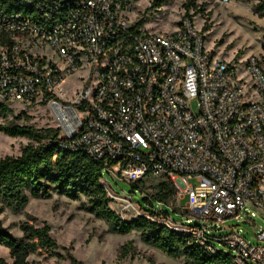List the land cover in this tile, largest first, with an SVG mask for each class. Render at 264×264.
I'll return each mask as SVG.
<instances>
[{"label":"built area","instance_id":"2783aa9c","mask_svg":"<svg viewBox=\"0 0 264 264\" xmlns=\"http://www.w3.org/2000/svg\"><path fill=\"white\" fill-rule=\"evenodd\" d=\"M152 1L0 0V103L46 104L59 148L103 163L129 185L169 181L184 219L156 220L103 175L122 221L146 217L211 255L219 242L233 264H264L262 226L259 244L237 228L211 235L244 215L264 225V55L234 66L237 58L206 47L189 17L174 31H147L139 14ZM75 75L68 98L61 89ZM152 210L166 209L155 202Z\"/></svg>","mask_w":264,"mask_h":264},{"label":"rangeland","instance_id":"374dc122","mask_svg":"<svg viewBox=\"0 0 264 264\" xmlns=\"http://www.w3.org/2000/svg\"><path fill=\"white\" fill-rule=\"evenodd\" d=\"M261 2L264 0H231L229 4L223 5L214 0H166L158 9L149 7L141 12L139 20H144L143 27L147 31L169 32L178 28L180 20L191 17L196 28L205 35L206 47L229 61L237 58L234 66L239 67L251 56L264 55V13L257 10ZM145 6L147 5H138V8L143 10ZM77 76L66 80L62 86L61 91L68 98L74 93ZM8 107L11 113L0 114V127L24 125L37 130L57 128L53 114L46 104H11ZM17 117L21 119L18 120ZM29 143L26 138H10L0 132V157H18ZM103 175L115 194L131 197L135 203H142L140 192L123 182L116 170L105 171ZM145 184L143 192L153 194L154 191L149 186L157 184L149 179ZM164 207L171 221H184L181 210L174 212L172 208ZM0 211V229L17 240H21V226L26 222L38 228H50L51 237L60 247L58 255H31L29 264H71L69 254L84 264H184L183 259L169 258L143 243L136 231L125 236L116 234L107 222L96 218L89 211L85 197L74 201L54 192L49 199L30 198L26 208L19 213L3 208L1 204ZM248 217L251 216L244 215L240 223L229 220L225 225L218 226L211 235L221 237L237 228L242 230L251 243L259 244L255 234L260 226L264 229L263 221L258 217L252 218V224H244ZM213 243L219 251L229 253L219 242ZM123 248L127 251L125 257L122 256ZM0 258L9 264L13 263L10 252L3 247H0Z\"/></svg>","mask_w":264,"mask_h":264},{"label":"trees","instance_id":"16d2710c","mask_svg":"<svg viewBox=\"0 0 264 264\" xmlns=\"http://www.w3.org/2000/svg\"><path fill=\"white\" fill-rule=\"evenodd\" d=\"M165 2L166 0H153L150 9H158ZM257 10L264 13V2L257 6ZM143 23L144 20L141 25ZM48 97L51 98L50 95ZM10 113L8 105L0 103V114ZM0 132L10 138H26L30 141L20 156L0 157V204L3 208L19 213L26 208L30 198L49 199L54 192L74 201L85 197L89 211L96 218L107 222L116 234L125 236L136 231L143 243L161 251L169 258L183 259L184 264H233L229 253L219 251L216 255H211L196 246L190 237L180 235L146 217H139L130 222L122 221L114 212L112 200L101 185L106 166L87 156L59 148L58 128L37 130L31 126L14 125L0 127ZM48 140H51L49 145L46 144ZM141 184L142 182H137L130 186L135 191H141L144 188ZM153 189L151 199L142 198V203H139L146 214L156 217V220L167 215L166 210L161 214L153 212L155 202L172 208L174 212L178 211L176 192L169 181L161 180ZM21 231L23 236L21 240H17L0 229V247L10 252L13 260L11 264H29L31 255L48 257L58 253L60 247L51 237L48 226L38 228L26 222L21 226ZM126 255L127 251L123 248L122 256ZM69 258L71 264H84L70 254ZM0 264L9 263L0 258Z\"/></svg>","mask_w":264,"mask_h":264},{"label":"water","instance_id":"95a60500","mask_svg":"<svg viewBox=\"0 0 264 264\" xmlns=\"http://www.w3.org/2000/svg\"><path fill=\"white\" fill-rule=\"evenodd\" d=\"M244 224H246V223L244 222Z\"/></svg>","mask_w":264,"mask_h":264}]
</instances>
